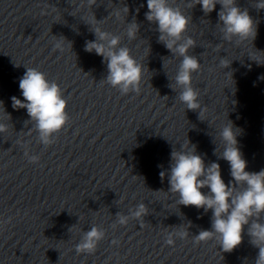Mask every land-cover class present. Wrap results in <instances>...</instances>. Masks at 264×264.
<instances>
[{"label": "clouds", "instance_id": "clouds-1", "mask_svg": "<svg viewBox=\"0 0 264 264\" xmlns=\"http://www.w3.org/2000/svg\"><path fill=\"white\" fill-rule=\"evenodd\" d=\"M97 0H87L89 7L95 5ZM201 5L205 14L212 12L217 4L221 10L218 13L219 21L222 22L221 31L225 40L236 38L246 41L254 38L256 28L248 11L241 10L236 6V0H191L189 7ZM148 11L145 13L149 22L158 24L160 33L159 40L165 46L178 53L183 59L175 76V83L181 87L179 101L187 109L200 110L199 92L192 86V75L200 69L196 57L188 55L190 47L194 46V40L187 38L181 41L187 31L190 17L184 15L179 8L169 5V0H147ZM256 8L264 9V0H258ZM127 13L128 8L124 7ZM117 19L120 12L115 13ZM96 39L86 41L85 50L94 51L104 58L108 75L106 82L113 88L119 89L122 95L134 92L139 94L143 76V67L131 55L127 47H118L120 37L101 30L98 21L92 15L88 18ZM139 25L136 22L128 24L127 36L134 39ZM64 51V39L61 37L54 44L53 50ZM221 64L227 67L229 62L222 60ZM19 89L24 98L21 101L13 96L12 106L14 109L25 108L31 120L35 121L39 133V140L45 146H50L55 134L59 133L69 120L67 100L63 97L62 89L56 81H50L46 74L37 68L27 67L24 75L19 79ZM5 125L0 123V132H4ZM220 137L224 147L221 158L230 165V175L233 178L228 185L221 177L220 165L210 163L207 167L203 158L196 154L195 147L173 150L171 153V168L169 175V191L178 194V204L203 208L205 212L212 210V230H202L194 236L193 243L199 244L210 239H215L224 252H231L242 242L244 226L248 225L250 243L259 249L255 264H264V223L259 222V216L264 213V170L259 172L246 171L247 162L243 158L238 147L236 133L231 123L223 126ZM25 157L30 163L39 161V156L29 155ZM164 173H161L163 178ZM243 184L242 191L235 188ZM231 185V186H230ZM207 187L210 191L204 194L201 189ZM147 213L144 204H139L131 216L140 218ZM128 217L118 214V222L125 225ZM105 233L96 226L85 232L79 243L75 245L77 254H92L96 251L99 242L104 239ZM186 230H176L166 235L165 243L174 245L175 238H187ZM113 243H117L113 241Z\"/></svg>", "mask_w": 264, "mask_h": 264}]
</instances>
